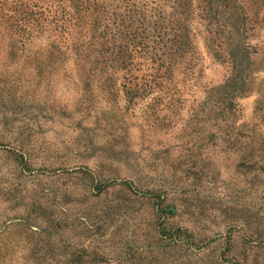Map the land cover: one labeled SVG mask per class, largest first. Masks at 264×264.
Here are the masks:
<instances>
[{
  "label": "rangeland",
  "instance_id": "1",
  "mask_svg": "<svg viewBox=\"0 0 264 264\" xmlns=\"http://www.w3.org/2000/svg\"><path fill=\"white\" fill-rule=\"evenodd\" d=\"M95 1L0 0V264H264V0Z\"/></svg>",
  "mask_w": 264,
  "mask_h": 264
},
{
  "label": "trees",
  "instance_id": "2",
  "mask_svg": "<svg viewBox=\"0 0 264 264\" xmlns=\"http://www.w3.org/2000/svg\"><path fill=\"white\" fill-rule=\"evenodd\" d=\"M67 3L70 18H88L97 15L98 4L95 0H62Z\"/></svg>",
  "mask_w": 264,
  "mask_h": 264
}]
</instances>
